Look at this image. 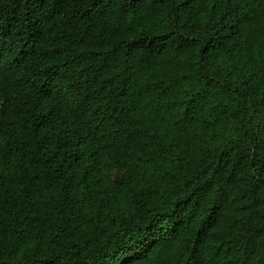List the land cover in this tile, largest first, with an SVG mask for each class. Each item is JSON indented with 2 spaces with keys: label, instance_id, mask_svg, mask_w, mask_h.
I'll use <instances>...</instances> for the list:
<instances>
[{
  "label": "trees",
  "instance_id": "trees-1",
  "mask_svg": "<svg viewBox=\"0 0 264 264\" xmlns=\"http://www.w3.org/2000/svg\"><path fill=\"white\" fill-rule=\"evenodd\" d=\"M0 264H264V0H0Z\"/></svg>",
  "mask_w": 264,
  "mask_h": 264
}]
</instances>
